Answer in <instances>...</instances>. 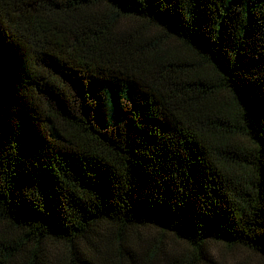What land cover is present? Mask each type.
<instances>
[{
  "label": "trees",
  "instance_id": "obj_1",
  "mask_svg": "<svg viewBox=\"0 0 264 264\" xmlns=\"http://www.w3.org/2000/svg\"><path fill=\"white\" fill-rule=\"evenodd\" d=\"M211 241L264 259V0H0V264Z\"/></svg>",
  "mask_w": 264,
  "mask_h": 264
},
{
  "label": "rangeland",
  "instance_id": "obj_2",
  "mask_svg": "<svg viewBox=\"0 0 264 264\" xmlns=\"http://www.w3.org/2000/svg\"><path fill=\"white\" fill-rule=\"evenodd\" d=\"M125 23H129L131 25H135L138 27H149L151 31H155L157 33H161L160 29H156L154 27H150L145 22L138 20H125ZM173 42L174 41H170ZM142 241L140 243L141 247L145 246V239H153L157 238L162 240V247L164 248V253H173L177 255L179 258L189 257L194 258L193 254L194 250L192 247L182 239H179L172 233H164L159 229L149 228V229H140L138 233L135 234ZM133 249V248H132ZM135 251L142 252L140 247H134ZM163 254V256L165 255ZM205 255V259L193 260L194 264H264V259L245 248L242 247H228L224 243L211 241L208 242L207 250Z\"/></svg>",
  "mask_w": 264,
  "mask_h": 264
}]
</instances>
